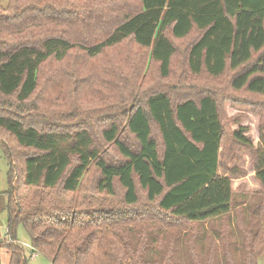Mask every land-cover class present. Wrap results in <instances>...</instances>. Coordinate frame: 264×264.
Returning <instances> with one entry per match:
<instances>
[{"label":"trees","instance_id":"1","mask_svg":"<svg viewBox=\"0 0 264 264\" xmlns=\"http://www.w3.org/2000/svg\"><path fill=\"white\" fill-rule=\"evenodd\" d=\"M75 1L0 5V145L11 168L8 234L14 236L22 224L33 253L52 264H198L191 227L206 229L220 247L229 246L233 231L228 227L232 182L220 173L228 133L219 99L205 95L175 103L166 93H146L132 102V92L124 88L110 118L91 110L65 121L54 116L51 101L39 102L41 77L53 62L96 59L134 45L148 52L162 78H169L178 52L168 36L184 40L199 32L185 58L195 77L221 79L234 72L233 90L264 95V0H87L84 7ZM68 69L70 98L90 79L76 64ZM104 75L122 80L126 71L114 64ZM112 95L105 91L103 99ZM223 103L233 139L258 151L243 125L247 115L229 118ZM241 108L235 109L245 111ZM6 135L18 148L33 151L22 160L19 184L12 181H18L20 160L3 140ZM255 166L264 194V153L257 152ZM92 172L99 177L87 190ZM101 195L115 201L107 204L98 200ZM256 215L245 241V264H264V202ZM6 255L7 264H27L23 248L8 244L0 232V260ZM223 258L236 264L229 251Z\"/></svg>","mask_w":264,"mask_h":264},{"label":"rangeland","instance_id":"2","mask_svg":"<svg viewBox=\"0 0 264 264\" xmlns=\"http://www.w3.org/2000/svg\"><path fill=\"white\" fill-rule=\"evenodd\" d=\"M85 1L87 0H76L75 4L84 7ZM126 1L134 4L133 0ZM87 2L90 1L88 0ZM8 3L9 0H0V5L2 6H7ZM199 36V32H194L184 40H176L171 35L168 36L178 52L173 60L169 78H162L159 72V65L149 62L148 52L140 51L134 45H124L110 49L103 56L96 59H84L81 56H75L66 63L53 62L46 66L42 73L39 102H44L48 99L53 103L57 111L54 116L70 121L74 120L78 113H88L91 110H97L98 118L99 116L110 118L114 114L115 107H117V101L119 100L117 96H125L120 94L124 88H127V90L123 92L126 93L129 90L132 92V102L137 100V97L143 99L146 93H166L175 103H180L190 98L197 100L205 95L216 96L220 101L221 115L228 133L225 144L221 149L220 173L229 177L232 182L233 211L231 215L232 222L228 227L233 231L228 236L229 246L220 247L218 246L219 241L212 235L204 234L206 229L203 230L198 226L191 227L195 230L194 235L196 234L195 237L198 239L192 247L199 254L197 258L198 264H225L224 251L230 252L232 260L236 264H245L248 257L244 251L246 237L254 230V224L258 222L256 212L259 211L260 206L264 202L263 189L255 178L257 152L264 153V95L253 94L246 91V89L233 90L229 85V80L235 75L234 72H230L229 75L221 79L209 77L207 74L202 77H195L189 71L185 58L190 46ZM127 60L134 64V70H130ZM71 64H76L80 67L82 69L81 75L88 76L90 83L80 87L78 93L72 91L73 96L71 97L70 95L69 98L68 89L70 91L73 90L71 84L73 82L71 79L72 71L68 69L71 68ZM114 64L123 66L125 69L126 75L122 79L125 84L122 83V80L109 79L104 75V72ZM106 83L109 85L106 86ZM46 91H48V97H46ZM105 91L115 93V95L110 96L111 100L105 101L103 99L108 97L105 96ZM55 97H59V99H54ZM225 100H229L228 103ZM222 103H226V112L229 118L241 113L247 115L243 125L249 127L247 136L258 151L244 147L233 139L232 133L227 126L228 120L225 113L223 114ZM236 106L243 107L241 109L245 111L236 110ZM67 124H71V122ZM95 127L97 130L99 125ZM153 130L156 140L161 144V139L155 131V126H153ZM2 138L3 140H8L10 145L15 147L14 151L20 160V164L16 167L19 173L18 181L17 177H15L12 184L22 183L23 159L25 156L33 154V151L18 148L15 141L8 135L6 137L2 136ZM102 148L110 155L111 149L108 145H104ZM111 154L115 155L114 152ZM10 169L7 149L0 145V193H6V196H0V232L6 235L8 244H18L23 248L27 264H52V261L42 253L36 252L37 256H33L34 249L31 238L22 224L16 226L14 236L11 233L8 234L9 215L7 205L11 196ZM98 177L97 173L92 172L86 180L85 188L91 190L95 186ZM121 192L122 190H119L118 194ZM140 194L143 196L144 193L140 191ZM98 200L105 201L107 204L115 201V199L105 195L98 196ZM189 234L191 235V232ZM182 251L183 249L181 253ZM7 262V255L0 260L2 264H7ZM262 262H264V258Z\"/></svg>","mask_w":264,"mask_h":264},{"label":"built area","instance_id":"3","mask_svg":"<svg viewBox=\"0 0 264 264\" xmlns=\"http://www.w3.org/2000/svg\"><path fill=\"white\" fill-rule=\"evenodd\" d=\"M34 255H35V256H34ZM33 256L36 257V256H37L36 253H34Z\"/></svg>","mask_w":264,"mask_h":264},{"label":"crops","instance_id":"4","mask_svg":"<svg viewBox=\"0 0 264 264\" xmlns=\"http://www.w3.org/2000/svg\"><path fill=\"white\" fill-rule=\"evenodd\" d=\"M3 235V234H2Z\"/></svg>","mask_w":264,"mask_h":264}]
</instances>
